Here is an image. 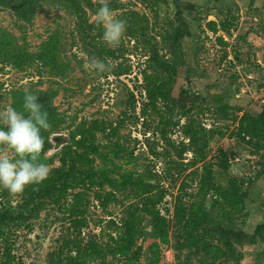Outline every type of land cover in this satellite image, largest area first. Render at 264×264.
Returning <instances> with one entry per match:
<instances>
[{
  "label": "rangeland",
  "instance_id": "374dc122",
  "mask_svg": "<svg viewBox=\"0 0 264 264\" xmlns=\"http://www.w3.org/2000/svg\"><path fill=\"white\" fill-rule=\"evenodd\" d=\"M107 2L127 22L116 48L103 41L101 26L90 23L101 0H0V113L19 110L26 93L39 97L51 125L42 132L41 154L49 178L69 169L82 135L98 127L96 143L109 160L96 158L95 168L113 169L115 178L137 173L154 185L164 234L138 211V261L110 255V264H150L153 247L159 264H264V138L245 132L264 111V0ZM90 58L110 70L89 71ZM164 66L171 67L172 100L154 109L147 104L146 79L169 76ZM190 126L206 135L197 145L186 135ZM206 169L223 191L233 181L239 201L229 209L214 191L207 193L201 235L209 250L200 254L186 246L176 208L189 212L203 199ZM80 194L85 226L75 231L67 208ZM136 195L100 183L77 185L59 208L50 195L0 190V208H18L28 217L12 226L11 264H63L59 251L69 238L123 245L122 220L145 201Z\"/></svg>",
  "mask_w": 264,
  "mask_h": 264
},
{
  "label": "trees",
  "instance_id": "16d2710c",
  "mask_svg": "<svg viewBox=\"0 0 264 264\" xmlns=\"http://www.w3.org/2000/svg\"><path fill=\"white\" fill-rule=\"evenodd\" d=\"M29 1V0H26ZM169 71V76L159 74L157 77H149L147 86V98L148 106L157 109V105L160 102L171 101V88L173 78L170 75L171 67L164 66ZM165 69V70H166ZM99 130L98 127H90L86 130V133L82 135L83 140L79 141V152H74L71 155L69 161V169L64 171H56L55 174L48 178L45 182L39 185L38 189L33 190L30 187L27 188V193L31 198L45 196H53L56 198L55 205L61 208L62 200H68V193L70 189H74L75 186H87L88 184L94 185L100 183L101 186L108 185L112 188H116L119 191L126 192L127 190L137 191L136 196H146L142 207H137L132 210H127L126 217L123 221L124 234L121 235V240L124 241L123 245L118 247L100 246L93 240L84 244L82 240L75 237L73 239H66L63 246L60 247L59 257L63 264H88L93 261H100V264H110L107 261L108 256L129 257L133 262L138 261L139 251L136 250V238L135 228L139 221L140 216L137 212L148 215L155 226L160 236L164 234L162 224L164 219L160 216V213L156 211L159 202L158 198H154L153 189L154 185L146 181V177L138 175L137 173H125L119 174V178H115L117 175L115 170L107 168H98L94 166L95 159L99 158L104 164L108 163V157L101 153L99 145L96 143L95 131ZM186 135L190 139V143L197 145V141L204 139L206 136L201 131L197 130L194 126L188 127ZM245 132L248 135L264 138V111L257 118L249 120L248 125L245 127ZM57 139H62L61 136H56ZM150 180V179H149ZM202 196L203 199L197 200L191 204L189 212L187 208L183 206H177L176 219L179 227L184 232V239L186 246L201 252V250H209L205 246V241L201 235V231L207 225L208 216L204 210L203 202L208 192L214 191L220 198V204L223 207L228 206L229 209H237L239 201V192L237 185L232 181V187L229 191H223L215 186L213 178L209 169H206L202 176ZM112 196V193L109 194ZM84 198L83 196L76 195L70 207L67 208L70 216L73 218L71 224L75 231H79L81 227L85 226V223L80 221V217L85 215V211L82 208ZM219 202V200H218ZM132 207V206H131ZM194 210H193V209ZM28 220L23 211H19L18 208H0V255L4 258L5 264H11V229L12 226H20L22 222ZM3 248V252L1 251ZM157 247H153L152 258L150 264H159V255L156 250ZM198 253V254H199ZM201 254V253H200ZM128 259V258H127Z\"/></svg>",
  "mask_w": 264,
  "mask_h": 264
},
{
  "label": "clouds",
  "instance_id": "9594fccd",
  "mask_svg": "<svg viewBox=\"0 0 264 264\" xmlns=\"http://www.w3.org/2000/svg\"><path fill=\"white\" fill-rule=\"evenodd\" d=\"M90 23L102 27V39L111 48L121 44L127 30V22L116 18L107 0H101ZM85 67L98 75L110 70L108 64L97 58H90ZM50 127L48 113L35 94L26 93L19 110L8 107L0 113V190L18 196L30 186L35 190V186L49 178L50 170L41 162V154L42 132Z\"/></svg>",
  "mask_w": 264,
  "mask_h": 264
}]
</instances>
